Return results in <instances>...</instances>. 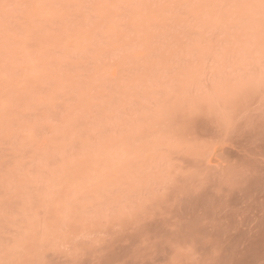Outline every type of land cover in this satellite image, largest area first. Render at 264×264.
Masks as SVG:
<instances>
[{
  "label": "rangeland",
  "instance_id": "1",
  "mask_svg": "<svg viewBox=\"0 0 264 264\" xmlns=\"http://www.w3.org/2000/svg\"><path fill=\"white\" fill-rule=\"evenodd\" d=\"M227 1L0 0V264H111L113 259L111 256L116 253L117 247L127 244H130L127 245L129 248L125 246L126 249H130L129 252L125 251L123 246H119L124 249V253L123 249L120 252L118 249L120 255L117 252L113 257L118 256L121 260L123 256L125 258L130 254L124 259H127L128 264L135 262L138 264L136 259L144 260L146 253H148L146 259L150 263L154 264L156 260L155 264L160 262L172 264V261L175 264L178 263L176 255H180L181 252L176 248L182 252L183 249L184 252H189V254L181 252L180 256L186 255L190 258L188 260L189 258L185 256L183 261L179 256L178 260H182L183 264L184 262L188 264L187 260L190 263L192 255L194 256L192 264L197 263H193L195 259L198 261L197 264H202L206 254L211 250L208 248L212 246H215V252L212 249L209 253L214 258L213 254L217 252L220 244L221 252L218 250L220 253L222 247L225 252L226 249H230L232 253L236 252L235 240L239 234L236 235L234 228L233 233L229 229L239 223L235 222L241 218L239 214L242 212L250 214L245 212V204L239 196L240 193L243 194L244 187L248 186L244 182L246 178L243 181L248 175L242 179L243 174L237 173L241 169L239 163L237 164L238 157L244 155V151L241 152L239 148L240 155L236 156L235 160V157L233 158V164L228 147L238 140V137L236 140L233 137L235 132L240 136L242 130H247L241 125L246 124V117L244 120L240 119L247 116V111L242 109L243 101L248 97L244 92L248 89L245 87L252 88L255 85L256 82H253L254 85L251 86V81H257V78L255 79L256 76L252 78L250 71L248 74L239 70L240 64L243 66L242 70L247 68L250 70V67L254 66L251 62L255 64L257 59L258 62H263L264 53H261L264 52L262 51L264 43L263 45L261 43L264 42L262 34L264 22L262 24L259 16L251 15L256 11H262L264 3L262 0L263 5L257 4L260 8L257 10L255 4L260 2L251 0L256 2L251 4L252 2L249 3L247 0L245 4L249 3L254 7L247 6L248 9L245 10L251 8L249 12H252L256 9L252 14L248 12L253 17L249 18L250 16L246 15L247 11L243 17L242 4L245 5V0H229L228 3L234 5V7L231 5L234 8H230L231 10L227 8L230 6ZM243 18L251 21L245 23ZM254 22L262 26L256 25L259 28L257 29ZM243 23L247 25L244 26ZM250 25L263 37L252 31ZM249 26L250 28H247ZM242 31L244 35L241 34ZM246 31H249L247 35ZM243 36H246V39ZM250 36L251 41L247 38ZM243 40L250 43H244ZM258 40H262L261 43H258ZM242 43L245 45L244 48L241 47ZM251 44H254L253 47L256 49L253 52H257L253 53L254 55L249 51ZM258 44L263 47H259ZM256 45L259 48L255 47ZM247 46L249 54L241 55L240 52L243 53ZM240 47L244 51L239 49ZM227 48H230L229 51L233 54ZM243 54H246V51ZM236 55L241 57L238 56V59ZM250 55L254 57L251 58ZM244 56L251 61L246 60L247 67L243 65ZM241 61L243 64H238ZM225 62L232 65V69L235 68L234 72L229 71L231 76L228 73L230 66H227L228 70L225 69L227 68ZM257 66L251 67L252 74ZM260 67L261 64L259 69L262 68ZM259 69L257 74H260ZM236 70L239 71L237 75L247 73L251 78L240 75L241 79L244 77L249 79L240 81L239 76L234 77ZM262 77L261 80H264V76ZM225 80L231 82L225 83ZM231 84L235 87L232 88ZM257 84L255 88L260 85ZM242 85L245 90L243 93ZM239 88L244 95L241 97L245 98H237L235 101H238L239 105L234 101L235 103L231 104L234 108H231L227 105L228 102L223 100L230 101L229 97L236 93L239 97ZM259 88L255 90V94L260 91ZM214 89L219 92L218 94L216 92L217 96L220 95L221 98L222 95L226 96L222 102L221 99L218 100L220 97L214 94ZM249 90V97H253V89L252 92ZM215 96L218 100L217 106ZM236 96L231 98L236 99ZM225 103L228 106L226 110ZM237 106L241 107L239 110L246 112V115H243ZM215 107L225 119L222 122L226 123L219 124L222 119L219 113L211 114L213 110L215 113ZM228 108L233 114L240 112L235 115L229 112L231 117H235L234 121L239 120L240 123L233 122L234 117L231 118L229 113H226ZM239 116L241 117L238 118ZM212 117L217 118L216 121L211 119ZM228 117L233 124L224 125L228 124L226 120ZM200 120L202 123H199ZM234 123L237 129L232 126ZM211 125L214 133L220 128L217 135L221 130L223 135L220 132L219 137L216 134L217 138L212 137ZM223 125L226 126V131ZM237 125L243 126L242 130L239 128V131ZM224 134L227 135V140ZM224 152L225 154L227 152L226 155H229L227 159H231V162L223 156ZM229 162L233 164L232 167L235 165L233 169ZM226 168L230 170L229 173L232 170L233 175L230 174L232 177H229V174L225 176ZM235 173L239 179L238 184L243 181L240 185L242 189L240 186L236 188ZM223 176L229 180L226 181ZM219 177L223 184L217 181ZM230 178L236 180V183L232 179L230 181ZM231 182H234L235 187ZM244 183L246 185L243 186ZM233 187L238 189L237 192ZM227 188L230 190L226 191ZM231 188L238 195L235 199L236 194L227 193ZM240 189L242 191L239 193ZM228 197L233 198L232 203ZM223 198L225 199L222 200ZM233 200L237 202L234 203ZM227 202L228 210H233L232 213L231 210L230 213L226 210ZM230 203L236 204L237 208L235 205L233 209L232 206L230 208ZM234 210L236 213L239 211L237 215L233 213ZM230 214L237 217L233 218L235 221L230 218ZM228 216L231 225L225 218ZM223 217L229 222H223L224 225L221 223L223 226L219 229ZM220 218L222 221L218 222ZM158 221L161 228H164L163 232L169 230L170 234L166 233L165 236L162 230L160 231ZM153 222L158 226L156 227ZM197 223L203 224L204 228ZM207 223H210L208 225L210 227H206L211 231L205 230ZM150 224L155 231L149 228ZM225 224L233 225L229 226L228 230L225 228L228 236L235 233L229 238L226 237L225 231L223 232L225 235L222 233ZM191 225L193 226L190 227ZM194 227L198 237L196 233L192 234L191 228ZM214 227H217L216 231ZM157 228H159L157 231L161 232L158 236ZM184 231L191 234L187 235V238L194 235L198 239L203 234L207 233L209 236L212 232L210 235L216 236L214 232L217 231L222 233V237H217L219 233L213 237L219 239L216 242L219 244L218 248L215 242L203 246L204 242L210 243L208 242L210 237L208 239L204 235V242L202 238H199V243L197 239L192 238L194 241L189 242L193 245H190L192 243L185 242L188 239L183 234ZM147 232L150 239L146 237ZM171 233L178 239L182 237V241L180 239L178 241ZM161 234L164 235L163 239ZM136 235L139 238L133 237ZM156 236L158 238H155ZM140 237L143 238L142 242ZM246 237L240 236L244 241L237 239L243 242L238 250L241 252L244 249L243 254L239 253L244 258L247 250L246 245L242 244L247 241ZM221 238H224V243L226 239L234 238L231 240L232 245H229L234 248H230L227 241L224 245ZM169 239L176 243H170L172 240ZM156 240L158 242L154 247L158 245L159 249L155 247L152 250L150 244L153 241L152 246ZM182 242L190 245V248L187 250V246ZM194 244L202 249L203 255V252L206 253L203 259V255L199 256L201 253H197L200 249L198 250ZM140 247L147 249V252ZM139 251L143 255L137 254ZM154 252L155 257L152 255ZM173 254L176 258L172 257ZM121 255L123 256L120 258ZM158 255L165 256L166 263L159 262ZM219 255L215 256L214 262L213 260L209 262L212 257L209 259L210 255L207 254L209 261L205 258V263L216 264V257L221 258ZM228 255L226 257L228 260L234 259L230 260L231 264H237L236 260L241 264L243 256L233 258V254L232 257ZM222 256L224 257L223 254ZM108 257L111 263L107 261ZM170 257L175 260L171 261ZM115 259L117 262L113 264H127L124 260ZM131 261L133 262L130 263ZM148 262L144 260L139 264H149ZM219 262L217 264H220ZM227 262L226 260L224 263L228 264Z\"/></svg>",
  "mask_w": 264,
  "mask_h": 264
},
{
  "label": "bare ground",
  "instance_id": "2",
  "mask_svg": "<svg viewBox=\"0 0 264 264\" xmlns=\"http://www.w3.org/2000/svg\"><path fill=\"white\" fill-rule=\"evenodd\" d=\"M230 1H231V0H230ZM230 1L228 0V1H227V4L230 5V3H228V2H230ZM235 1H236V0H235ZM240 1H241V0H240ZM255 1H258V2H260V3H256ZM255 1H254V2H255L256 4H255L254 2H252L251 0H249V3L252 2L251 4L254 3L255 6H256L257 4H261L262 2L264 3V0H263V1H262V0H255ZM261 1H262V2H261ZM247 2H248V1L245 0V1H244V4L247 3ZM231 3H232V2H231ZM249 3H248V5H247V4H245V5L242 4L243 10H244V12L242 11V12H243V17H244V14L246 13L245 11H247V13H246V15H247L248 12H249V10L251 9V8H250L249 10H245V9H248L249 6H251V4L249 5ZM234 4H235V3H234ZM231 5L234 7L233 4H231ZM231 5H230L229 7H227V8H229V10H231L230 8H233V7H231ZM239 5H240V4H239ZM261 5H263V4H261ZM261 5H259V6H261ZM245 6H246V7L248 6V7L246 8ZM263 6H264V5H263ZM251 7H254V5H252ZM235 8H236V7H235ZM255 8H258L257 10L260 9V8L258 7V5H257V7H255ZM233 9H234V8H233ZM240 9H241V5H240ZM252 9H254V8H252ZM229 10H227V11H229ZM241 10H242V9H241ZM261 10H262V11H260V10H259V11H256V9H255V10H252V12H253V11H256V12H254L256 15H254V13H253V15H251V16H256V17L259 16V18H260V20H262V24H263L264 19H262V18H263V10H264V8L261 7ZM232 11H233V10H232ZM239 12H241V11H239ZM239 12H236V13L239 14ZM252 12H249V13L252 14ZM257 12H258V13H261L260 15L262 16V18H261V16H260ZM226 14H227V12H226ZM230 14H232V12H231ZM230 14H229V15H230ZM234 14H235V13H234ZM257 14H258V15H257ZM229 15H228V16H229ZM240 15H241V14H239V16H240ZM246 15H245V16H246ZM228 16H227V18H228ZM233 16H234V15H233ZM233 16H230V17H233ZM248 16H250V15L248 14ZM248 16H247V17H248ZM251 16H250L249 18H253V17H251ZM236 17H237V16L235 15V19H236ZM256 17H254V18H256ZM241 18H242V17H241ZM230 19H231V18H229V20H230ZM243 19H244V18H243ZM245 19H246V18H245ZM245 19H244V20H245ZM233 20H234V19H233ZM244 20H243V21H244ZM246 20H247V19H246ZM246 20H245V21H246ZM252 20H254V19H252ZM257 20H258V18H257ZM230 21L232 22V20H230ZM250 21H251V20L248 19V21H246L245 23H248V22H250ZM227 22H228V20H227ZM227 22H226V23H227ZM235 22H236V21H235ZM235 22H234V24H235ZM237 22H238V20H237ZM255 22H256V19H255ZM255 22H254V24H255L254 26L256 27L257 24H256ZM258 22L260 23L261 21L258 20ZM245 23H243L244 26L247 25V24L245 25ZM227 24H228V23H227ZM231 24H232V23H231ZM252 24H253V22H251V25H252ZM236 25H237V23H236ZM251 25H250V26H251ZM258 25H260V27L262 26L261 24H258ZM258 25H257V26H258ZM263 25H264V24H263ZM215 26H216V25H215ZM250 26L247 27V28H250ZM239 27H240V24H239ZM241 27H242V26H241ZM241 27H240V28H241ZM258 27H259V26H258ZM262 27L264 28V26H262ZM247 28L245 29V27H244L245 30H247ZM252 28H254V27L251 26V29H252ZM256 28H257V27H256ZM214 29H215V28H214ZM226 29H227V28H226ZM231 29H232V28H231ZM234 29H235V28H234ZM241 29H242V28H241ZM257 29H259V28H257ZM261 29H262V28H261ZM214 31H215V30H214ZM229 31H230V30H229ZM249 31H250V29H249ZM249 31H246L245 34H246V33L248 34ZM252 31H255V33H257V35L260 34V33L258 34V32H257L255 29H254V30L252 29ZM263 31H264V30H263ZM263 31H262V32H263ZM234 32H235V31H234ZM243 32H244V31H242V33H241L242 35H244ZM259 32H260V31H259ZM230 33H231V32H230ZM232 33H233V32H232ZM236 33H237V32H236ZM250 33H251V32H250ZM253 33H254V32H253ZM238 34H239V33H238ZM247 34H246V35H247ZM251 34H252V33H251ZM262 34H264V33H262ZM229 35H230V34H229ZM231 35H233V34H231ZM231 35H230V36H231ZM249 35H250V34H249ZM255 35H256V34H255ZM259 36H260V37H263V35H262V36L259 35ZM226 37H227V36H226ZM239 37H240V36H239ZM243 37H244V39H246V36H243ZM251 37H252V36L247 37V38L251 41V39H250ZM257 37H258V36H257ZM257 37H256V38H257ZM254 38H255V37H253V39H254ZM228 39H229V38H228ZM230 39H231V38H230ZM232 39H233V38H232ZM234 39H236V37H235ZM258 39H261V38H258ZM263 39H264V38H263ZM263 39H262V40H263ZM237 40H240V39H237ZM262 40H258V41H259L258 43H261ZM241 41H242V40H241ZM241 41H240V42H241ZM243 41H244V43H246V42H247V43H250V42H248V40H246V41L243 40ZM229 42H230V41H229ZM234 42H235V40H234ZM236 42H237V41H236ZM236 42H235V43H236ZM252 42H254V40H252ZM256 42H257V41H255V43H256ZM227 43H228V42H227ZM244 43H242V45H243ZM263 43H264V42H262L261 45H263ZM233 44H234V43H233ZM256 44H257V43H256ZM226 45H227V44H226ZM230 45H231V44H228V46H230ZM237 45H238V44H237ZM246 45H248V44H246ZM249 45H250V44H249ZM249 45H248V46H249ZM261 45L259 46V44H258V46L262 48L263 46H261ZM231 46H232V45H231ZM233 46H234V45H233ZM244 46H245V45H243V46H241V47L244 48ZM248 46H247V47H248ZM253 46H254V44H251V46H250V49H251V50H249V47H248V48L245 47L246 49H244V50L246 51V54H243V53H245V51L240 47L239 49H241V50L244 51V52L241 53L240 51H238V54H239V52H240L241 55H246V56H247V55L249 54V53L247 54V52H249V51H252L251 55H252L253 53H257V52H253V50L256 51V49H255ZM258 46L256 45L255 47H258ZM238 47H239V46H238ZM251 47H252V48H251ZM259 47H258V48H259ZM253 48H254V49H253ZM258 48H257V49H258ZM261 48H260V51H261ZM263 48H264V47H263ZM235 49H238V48L235 47ZM247 49H248L249 51H247ZM214 50H215V51L217 50V48L215 49V46H214ZM214 50H213V51H214ZM227 50L229 51L230 48H227ZM215 51H214V52H215ZM234 51H235V50H234ZM257 51H259V50H257ZM262 51H264V50L262 49ZM262 51H261V52H262ZM214 52H213V53H214ZM216 52H217V51H216ZM229 52H231V51H229ZM229 52H227V53H229ZM231 53H232V52H231ZM263 53H264V52H262L261 54H263ZM214 54H215V53H214ZM232 54H233V53H232ZM232 54H230V55H232ZM261 54L259 53V55H261ZM215 55H216V54H215ZM228 55H229V54H228ZM234 55H235V54H234ZM251 55H250L249 57L253 58L254 56L252 57ZM253 55H254V54H253ZM255 55H256V54H255ZM226 56H227V55H226ZM236 56H237V55H236ZM238 56L241 57L240 55H238ZM238 56H237V58H238ZM230 57H231V56H230ZM244 57H245V56H244ZM260 57H262V56H260ZM263 57H264V54H263ZM215 58H216V57H215ZM225 58H226V57H225ZM228 58H229V56H228ZM232 58H233V57H232ZM258 58H259V56H258ZM230 59H231V58H230ZM233 59H235V57H234ZM238 59H239V58H238ZM242 59H243V57H242ZM254 59H256V56H255ZM260 59H261V58H260ZM262 59H263V62H264V58H262ZM225 60H226V59H225ZM243 60L245 61V62H244L245 64L242 63ZM243 60H242L241 62H239L238 64L242 63L243 65H245V66L247 67L246 64H247L248 62H246V60H247V61H249V60H248L246 57H245ZM250 60H251V59H250ZM252 60H253V59H252ZM258 60H259V59H257V62H258ZM214 61H216V60H214ZM229 61H230V60H229ZM236 61H237V59H236ZM236 61H234V62L236 63ZM239 61H240V60H239ZM254 61H255V60H254ZM249 62H251V61H249ZM255 62H256V61H255ZM257 62H256L255 64H254V62H251V64H253V65L256 67V66H257L256 64L259 63L258 66H257L258 69H259V65H260V64H261V67H262V68L264 67L262 61H261L262 63H260V62L257 63ZM231 63H232V65L235 66V64H233L232 61H231ZM231 63H229V64H231ZM251 64H249L248 67H250ZM224 65H225L226 67H227V66H230V67H229V68H230L229 70H228V67L225 68V69L228 70V73H229V74H230L229 71L234 72L233 69L235 70V68L232 69V68H231V67H233L232 65H227L226 62H225ZM240 66H241V70H239V71L248 72V74L251 73L250 75H251L252 78H254V77L256 76L255 79L257 78V81H258V82H257V81H251V82H252V85L250 84V83H251L250 81H249L250 83H249V82H248V83H249L251 86L254 85L253 82H256V83L260 84L259 87H260L261 89H260L259 87H257V88L260 89V91H257L258 93L256 92V94H255V90H257V88H255L254 86H256V83H255V85H254L252 88L249 86L250 89H251V90L253 89L252 91L254 92L253 97H251V96L249 97V95H248L249 87L247 86V83H246V86H247V87H245V88H248L246 91L243 90L244 87H243V85H242V93L245 91V92H244V95L246 96V94H247V96H248V97H246V98H245V97H243V98L241 97L242 93H241L240 88H239V92H240L241 94H239V92H238V96H239V97L236 96V95H237L236 91H237V89H238V88H237L236 90H234V93H236V95H234V94L232 95V96H236V99H235V98L232 99V98H231L232 96H231V97H229V98L231 99L230 101H229V99H228V101L224 99V98L226 97L225 95H222L223 97L225 96L224 98H223V97L221 98L220 95L217 96V94L219 93V92H217L218 90L215 91V89H214V91H215L214 94H216V92H217L216 96H217V97H220V98H218V100L221 99V102H222V99H224L223 101L228 102V104L225 103V106H226L225 110L227 109L228 106H231V108H234V107H232L233 105H231V104H232V102H234L235 100H237V98H238V99H239V98H242V99L245 98V100L243 101V102H244V105H243L244 108H242V109H244L245 111H247V116H242V117L239 116L238 118L241 117L240 119H243L244 117H246V118H245V119H247V120L245 121L246 124H242V123H241V125H243V126H245V127L247 128V130H245L246 132H245L244 130L241 129V128H243V126L240 125L241 127H238L239 124L237 125L238 130H239V128H240V130H242L243 132H245V133L242 132V134H241V132H240V134L242 135L243 138L241 137V135L239 136V134L237 135L236 132H235L236 129H237L236 126H235V125H236L235 123H237L239 120H237V122H236V120L234 121L235 117H234V116H232V117L230 116V113H229V112H231V109L228 108L229 110H227L228 112H226V113H227V114L229 113V117H231V118L234 117L232 120H233V122H235V123H234V125H232V126H235V128H236V129H234V132H235V135H236V136L234 135L233 137H235V140H236L237 137H238V140H236V141L233 140L234 142H232V144L228 147V150H229V152H230V155L232 156V161H233V158H234V157H235V158H234V160H235V159H237L236 156L240 155V150H239V148H241V152L244 151V152H243L244 155L241 154L242 157H240L241 155L238 157L239 161H237V164L239 163V167H240L241 169H239L237 173H238V175H239L240 173L243 174V175H242V179H243V176H247V175H248L247 177H244V179H243V181H244L245 178H246V181H244V182H246L248 186H247V187L245 186L246 189H245V187H244L243 194H241L240 191H242V190H241L242 187H241L240 185H241V183H242L243 181H242L241 183L238 184L239 179H238L237 176H236L237 173H235V176H236L237 181L234 180L233 178H230V181H231V179H232V181H234V182L236 181V182H237V183L235 182V183L238 185V186L236 185V188L239 187V186L241 187V189L238 191V192L241 194V195L239 194V196H240V198L242 199V203L245 204V205L243 204V205L245 206V212L247 211V213H250V214H249V215H248V214H245V213L242 212L243 210H241V212H242L243 214H242V213L239 214V216L241 217L240 219H238L239 221H235V220L233 219L235 216L233 217V214H232V215L230 214V215H231L230 218L232 217V219H233L235 222H237V223L239 222V223H238V224L236 223L237 225L234 224V226H235V225H236V226H235V227H232L233 225L230 226L232 223H231V221H230V219H229V216H228V217H225V218H227V220L230 221V225L228 224V225H227L228 227H227V226H226L227 223H226V224H225L226 227L224 226L223 229L227 228V230H228V229H229V226H230V227H232V229H229V231L231 230V232H232V231L234 232V230H236V232H237L236 235L239 234V235H238L239 237L235 235V236H236V240H235V241H236V243H237V250H238L239 247L241 246V243H243V242H240V241L242 240V239L240 238V236H241V235H243L244 237L247 236V237H246V238H247V239H246L247 241L245 240V241H246L245 244H242V245H246V250H247V251H246V250H245V251H246L247 253H245V255L247 254V255H246L247 257L245 256V258H244L243 255L239 254V253H242V252L244 251V249H243L241 252H240V250L237 251L236 249H234V252H235V250H236L235 253L238 252L236 255H234L235 253H232L233 251H229L230 249H228V250L226 249L227 252H225L224 248L222 247V253H220V252H221V251H220L221 249L219 250V248H221V244H220V247L218 248L217 245H219V244L216 243V242L219 241V239H217V238H213L215 235H214V236H213V235H210V234H213V232H212V233H209V236H208V235H206L207 233H206V234H203V233L205 232V231H203L202 234H203L204 236H206L205 238H208V239H209V237H210L209 241H208V239L206 240V241H208V242H210V243H206V242H204L205 239H204V236H203V235H202V237H199V238L204 239V240L202 241V242H204V245H203V246H205V245L207 246L208 244H211V243H214V242H215V243H216V248H218V250H219L220 252L217 250V252L214 253L213 256H214V255H215V256H218L219 253H220L219 256L222 258V257H223L222 254L224 255L223 258H224L225 260H224L223 258H222V260H221V258L216 257V258H217V259H216L217 261L215 262L216 264L219 262L218 260H220V262H219L220 264H221L222 261H223L222 264H223L224 262L226 263V260L229 262V263L227 262L228 264H231L232 261H234V259L232 260V258H231L233 255H234L233 258H234V257L237 258L236 256H238V257L240 256L239 258H241V256H243L244 260H243V258H242V262H241V264H264V85H261V84L264 83V82H262V81H264V80H261V79L263 78L262 76H264V73H263L264 68H263V71H262V70H261L262 68L260 67V68H261V69H259V72H260V74H261V75H260V74H257V73H258V72H257V70H258L257 68H256V70L253 69L254 72H253V74H252L251 71H252V68H253L254 66H251L252 68L250 67V70H249L248 68L242 70V69H243V68H242L243 66H242L241 64H240ZM231 69H232V70H231ZM237 69H240V68H237ZM245 70H246V71H245ZM239 71H238V70L235 71V72H236V73H235L236 75H234V77L239 76V77H240L239 80H240V81H243V79H245V77L248 76V74L246 73V75H242V73H241V74L237 75ZM249 71H250V73H249ZM255 71H256V72H255ZM244 72H243V74H244ZM215 73H216V72H215ZM225 73L227 74V72H225ZM216 74H217V73H216ZM255 74H256V75H255ZM214 75H215V74H214ZM227 75H228V74H227ZM240 75L245 76V77L241 79L242 76H240ZM257 75H258V77H257ZM230 76H231V74H230ZM230 76H229V77H230ZM239 77H238V78H239ZM248 77H249V76H248ZM248 77H247L246 79H248ZM251 77H249V78H251ZM238 78H235V79L238 80ZM235 79H233V80L235 81ZM246 79H245V80H246ZM233 80H232V82H233ZM239 80H238V81H239ZM245 80H244V81H245ZM248 80H249V79H248ZM248 80H247V81H248ZM251 80H254V79H251ZM259 80L261 81V83H260ZM227 82H231V81L229 80V81H227ZM227 82H226V80H225V83H227ZM235 82H236V81H235ZM235 82H234V83H235ZM245 82H246V81H245ZM242 83H243V82H242ZM232 84H233V83H232ZM232 84H231V85H232ZM236 84H237V82H236ZM236 84H235V85H236ZM243 84H245V83H243ZM258 84H257V85H258ZM233 85H234V84H233ZM233 85L231 86L232 88L235 87V86L233 87ZM226 86H227V85H226ZM237 86H238V85H237ZM262 86H263V88H262ZM215 87H216V86H215ZM240 87H241V86H240ZM227 88H228V86H227ZM254 88H255V89H254ZM227 90H230V89H227ZM231 90H233V89H231ZM251 90H249V92H250ZM252 91H251V92H252ZM225 92H227V91H225ZM227 93H229V91H228ZM223 94H224V93H223ZM229 94L231 95L232 92L229 93ZM249 94H250V93H249ZM244 95H242V96H244ZM251 95H252V93H251ZM216 96H215V99H216V100H215V105L217 106V103H218L217 101H218V100H217V97H216ZM227 96H228V95H227ZM227 98H228V97H227ZM212 99H214V96L212 97ZM242 99H241V100H242ZM232 100H233V101H232ZM212 101L214 102V100H212ZM219 101H220V100H219ZM213 102H212V105H213ZM221 102H219V104H220ZM230 102H231V103H230ZM235 102L237 103L238 101H235ZM235 102H234V103H235ZM229 103H230V105H229ZM234 103H233V104H234ZM226 104H227L228 106H227ZM223 105H224V103H223ZM237 105H239V104L237 103ZM225 106H224V107H225ZM234 106H236V104H234ZM241 106H242V105H241ZM220 107H221V105H220ZM220 107H219V108H220ZM224 107H222V108H224ZM237 107H238V106H237ZM210 108H211V106H210ZM213 108H214V106H213ZM222 108H221V109H222ZM239 108H241V107H238V110H239ZM215 109H216V111H215V113H214V110H213V113H211L212 115H213V114L215 115V114L219 113V110L217 111V107H215ZM232 110H235V109H232ZM236 110H237V109H236ZM211 111H212V108H211L210 112H211ZM239 111H242V112H243V110H239ZM220 112H221V110H220ZM223 112L225 113L224 110H223ZM232 112H233V111H232ZM232 112H231V114H233ZM236 112H237V111H236ZM200 113H201V112H200ZM243 113H244L243 115H246V114H245L246 112H243ZM209 114H210V113H209ZM227 114H223V116H224V115H227ZM235 114H240V112H239V113H235V112H234L233 115H235ZM219 115H220V117L222 118V116H221L220 113H219ZM241 115H242V114H241ZM198 116H200V115H198ZM208 116H209V115H208ZM216 116L218 117V115H216ZM216 116H215V117H216ZM227 116H228V115H227ZM237 116H238V115H237ZM209 117H211V115H210ZM220 117H219V118H220ZM225 117H226V116H225ZM229 117H228L229 121H228V119H226L228 124H224V125H229V123H230V125H231L232 122H231V118H229ZM221 118H220V119H221ZM211 119H213V120L216 121L217 118L214 119V118L212 117ZM223 119H224V118L221 119V123H219L220 125L223 124V123H226L225 121L222 122ZM207 120H208V119H207ZM209 120H210V119H209ZM213 120H212V121H213ZM224 120H225V119H224ZM243 120H244V119H243ZM200 121H201V120H200ZM218 121H219V120H218ZM207 122H208V121H207ZM199 123H202V121L199 122ZM216 123H218V122H216ZM238 123H240V121H239ZM209 124H213V123H210V122H209ZM209 124H208V125H209ZM232 124H233V123H232ZM214 125L216 126L215 123H214ZM224 125H223V126H224ZM201 126H202V125H201ZM205 126H207L206 123H205ZM205 126H204V128H205ZM210 127H211V129H210L209 127H206L207 129L209 128L210 130H212V132L210 131V135H211V133H213V135H215V134L217 135V134H218L217 132H218V130H219L220 128L217 130L216 133H214L215 131H214V129H212L213 126L211 125ZM218 127H219V126H218ZM225 127H226V126H224V128H225ZM229 127H230V126H229ZM214 128H215V127H214ZM222 128H223V127H222ZM227 128H228V126H227ZM200 129H201V127H200ZM207 129H205V131H206ZM231 129L233 130V128H231ZM244 129H245V128H244ZM240 130H239V131H240ZM213 131H214V132H213ZM221 131H222V130H221ZM221 131H220V132H221ZM225 131H226V128H225ZM227 131H231V130H230V129H229V130L227 129ZM239 131H237V132L239 133ZM220 132H219V135H220ZM206 133H207V132H206ZM225 133H226V132H225ZM227 133H229V132H227ZM221 134L223 135L222 132H221ZM230 134H231V133H230ZM244 134H245V135H244ZM208 135H209V134H208ZM213 135H211V136H212V137H216V135H215V136H213ZM219 135H217V137H219ZM211 136H210V137H211ZM224 136H225V137H224ZM224 136H223V137L226 138L227 135L224 134ZM228 136H229V134H228ZM217 137H216V138H217ZM220 137H221V136H220ZM231 137H232V135H231ZM216 138H214V140H215ZM228 138H229V137H228ZM221 139H222V138H221ZM221 139H219V141H220ZM214 140H212V141H214ZM226 140H227V138H226ZM214 142H215V141H214ZM229 142H231V140H229ZM220 144H221V143H220ZM239 146H240V147H239ZM225 150H226V149H225ZM238 150H239V151H238ZM221 154H222V153H221ZM224 154H225V152H224ZM224 154H223V156H225V158L227 159V156L229 157V155H226L227 152H226L225 155H224ZM220 156H221V155H220ZM223 156H222V158H223ZM231 156H230V158H231ZM216 159H217V158H216ZM218 159H219V158H218ZM218 159H217V160H218ZM220 159H221V158H220ZM227 160H229V161L231 162V159H227ZM223 161H225V159H223ZM230 162H229V163H230ZM232 163L234 164V161H233ZM232 163H230L231 169H233V167L235 166V165H234V166L232 167V165H233ZM226 164H227V163H226ZM231 164H232V165H231ZM221 165H222V164H221ZM222 167H223V166H222ZM226 167H228V166H226ZM224 168H225V167H224ZM224 168H223V169H224ZM229 168H230V167H229ZM236 168H238L237 165H236ZM236 168H234V169H236ZM215 169H216V167H215ZM215 169H214V170H215ZM219 169H220V168H219ZM223 169H222V170H223ZM216 170H217V169H216ZM226 170H227V168L224 170V174H225V176H227V174H229L228 176H229V177H232V176L230 175L231 173H232V175H233L232 170H231L230 173H229V171H230L229 169L227 170L228 172H227ZM218 171H219V170H218ZM218 171H216V172L218 173ZM236 171H237V169H236ZM222 172H223V171H222ZM225 172H226V173H225ZM234 172H235V171H234ZM224 174H223V175H224ZM220 175H221V174H220ZM221 176H222V175H221ZM225 176H223V177H225ZM229 177H228V178H229ZM233 177H234V176H233ZM238 177H239V176H238ZM240 178H241V177H240ZM219 179H220V177L218 178L217 181H220V183L223 184V180H219ZM223 179H224V178H223ZM225 180L228 181L229 179L227 180V178L225 177ZM240 181H241V179H240ZM234 182H231L232 185L234 184ZM227 183H228V182H227ZM227 183H226V184H227ZM224 184H225V182H224ZM228 185L230 186V183H228ZM244 185H246V184L244 183L243 186H244ZM224 186H225V185H224ZM233 186L235 187V184H234ZM234 187H233V188H234ZM228 189L230 190V188H227V189H225V190L228 191ZM234 189H235V188H234ZM232 190H233V189L231 188V191H229V192H227V193H230V195L233 194L234 191H232ZM237 190H238V189H237ZM237 190L235 189L236 192H237ZM234 194H236V195H234V199H235V197L237 198L238 195H237V193H234ZM225 195H226V194H225ZM228 195H229V194H228ZM230 195H229V196H230ZM232 196H233V195H232ZM222 197H225V196H222ZM228 198H229L230 202L232 203V199H233V198H232V197H228ZM231 198H232V199H231ZM224 199H225V198H223L222 200H224ZM227 200H228V199H227ZM233 201H234V200H233ZM237 201H239V200L237 199ZM237 201H236V202H237ZM228 202H229V201H228ZM228 202H227V203H228ZM236 202L234 201V203H236ZM240 202H241V200H240ZM231 203H230V206H229L230 208H231V206H232V209H233V206H234V205H235V208H237V205H236V204L233 203L234 205H231ZM242 203H241V205H242ZM238 204H239V202H238ZM228 205H229V203L227 204V208H226V210H228ZM243 205H242V206H243ZM239 206H240V205H238V207H239ZM242 206H241V207H242ZM243 208H244V207H243ZM243 208H241V209H243ZM229 210H231V209H229ZM229 210H228V212H229ZM237 210H238V209H237ZM239 210H240V208H239ZM232 211H233V210H231L230 212L232 213ZM234 211H235V212H233V213H234L235 215H237V213L239 212V211H238V212L236 213V210H234ZM228 212H227V213H228ZM230 212H229V213H230ZM229 213H228V214H229ZM224 214H226V213H224ZM228 214H227V215H228ZM227 215H223V216H227ZM225 218H224V217L222 218L223 221H222L221 218L218 220V222H220V220L222 221V222L219 223L220 226H218V228H219V227L221 228V227L224 225L223 222H226V221H227V220L225 221ZM235 218H237V217H235ZM232 219H231V220H232ZM229 221H227V222H229ZM155 222H157V221H155ZM158 222H159V221H158ZM193 222H195V221H193ZM218 222H217V223H218ZM200 223H201V222H200ZM217 223H216V224H217ZM221 223H223L222 226H221ZM233 223H234V222H233ZM153 224H154V222H153ZM158 224L160 225V231L162 230V233H164L165 236H166V233L168 234L169 232H171V231H169V230H166V233L163 232L164 228H163V227L161 228V223L159 222ZM158 224H156V225L154 224V225L157 227ZM197 224H198V226L201 225V224H199V223H197ZM150 225H151V224H150ZM193 225H194V224H193ZM193 225H191L190 227H192ZM208 225H210V223H207V225H205V230H208V228L210 227V226H208ZM155 226H154V227H155ZM194 226H195V225H194ZM201 226L204 228V225H203V224H202ZM206 226H208V228H207ZM149 228L154 229V228H153V225L149 226ZM149 228H147V229L149 230ZM220 228H219V229H220ZM233 228H234V230H233ZM147 229H146V230H147ZM191 229H192V234H195V233H196L195 235H197L196 237H198V232H195V230H196L195 227H194V228H191ZM191 229H190V230H191ZM193 229H194V233H193ZM199 229L202 231V228H201V227H200ZM216 229H217V227H214V231H216ZM223 229H221V231H222ZM146 230H145V232H146ZM157 230H159V228L156 229V232H159V231H157ZM203 230H204V229H203ZM209 230H210V229H209ZM209 230H208V231H209ZM212 230H213V229H212ZM227 230L225 229V230L222 231V233L225 231L226 237L228 236ZM151 231H153V230H151ZM154 231H155V229H154ZM182 231H183V230H182ZM185 231H186V228H185ZM185 231H184L183 234H185V237L187 238V235H191V234L189 233V231L186 232V233H187V234H186ZM198 231H199V230H198ZM208 231H207V232H208ZM210 231H211V230H210ZM219 231H220V230H219ZM219 231H217V233L214 232V233L216 234V236H217V234L219 233ZM221 231H220V232H221ZM148 232H150V231H148ZM148 232H147L146 237H148ZM156 232H155V233H156ZM233 232H232V233H233ZM150 233H151V232H150ZM153 233H154V232H152V234H153ZM160 233H161V232H159V233L156 234V235L158 236V235H160ZM173 233H174V232H173ZM180 233H182V232L180 231ZM199 233H200V231H199ZM222 233H221V234H222ZM143 234H145L144 231H143ZM143 234H142V236H143ZM169 234H170V233H169ZM171 234H172V233H171ZM174 234H175V233H174ZM174 234H172V235H174ZM176 234H177V233H176ZM219 234H220V233H219ZM221 234H220L219 236H217V237H222ZM223 234H224V233H223ZM225 234H224V235H225ZM230 234H231V233H230ZM234 234H235V233H234ZM234 234H232V235H234ZM134 235H135V234H134ZM140 235H141V234H140ZM140 235H139V236H140ZM150 235H151V234H150ZM161 235L163 236V237L161 236V238L163 239V238H164V235H163V234H161ZM172 235H170V236H171V237H174V236L176 237V235H174V236H172ZM232 235H231V236H232ZM142 236H141V237H142ZM144 236H145V235H144ZM151 236H152V235H151ZM154 236H155V235H154ZM157 236H156L155 238H158ZM181 236H183V235L181 234ZM199 236H200V234H199ZM216 236H215V237H216ZM231 236L229 235L227 238H229V237H231ZM235 236H234V238H235ZM133 237H135V239H136V237H138V236L136 235V236H133ZM141 237H140V239H141V242H142V239H143V238H141ZM149 237H150V236H149ZM149 237H148V239H150ZM159 237H160V236H159ZM175 237H174V238H175ZM179 237H180V236H179ZM188 237H189V236H188ZM196 237H194V235H192V237L187 238L188 241H185V242H189V240H190V241L193 240L192 238H194V240H195V239H197ZM223 237H224V236H223ZM125 238H126V237H125ZM125 238H123V239H125ZM138 238H139V237H138ZM153 238H154V237H153ZM155 238H154V240H155ZM165 238H166V237H165ZM181 238H182V237H181ZM181 238H179V239L182 241ZM186 238H185V240H186ZM199 238L197 239V240H198V241H197L198 243H199ZM234 238H233V239L230 238V239L233 241ZM238 238L241 239V240H238L240 243L237 241ZM127 239H128V238H127ZM133 239H134V238H133ZM135 239H134V240H135ZM144 239H145V241H147L146 238H144ZM151 239H152V237H151ZM176 239H178V238L176 237ZM179 239H178V241H179ZM183 239H184V238H183ZM211 239H212V240H211ZM221 239H222V238H221ZM221 239H220V240H221ZM223 239H224V238H223ZM223 239H222V240H223ZM244 239H245V238H244ZM125 240H126V239H125ZM130 240H131V238L129 239V242H130ZM134 240H133V241H134ZM154 240H153V241H154ZM169 240H170V241L172 240L170 243L173 242V239H169ZM194 240H193V241H194ZM213 240H214V241H213ZM215 240H216V241H215ZM231 240H227V239H226V241H227L228 243H227L226 241H225V243H227L228 246H229V245H232V241H231ZM120 241H121V240H120ZM122 241H123V240H122ZM133 241H132V242H133ZM137 241H139V240L137 239L136 242H137ZM150 241H151V240H150ZM150 241H149V242H150ZM153 241H152V242H153ZM178 241H177V242H178ZM183 241H184V240H183ZM230 241H231V243H230ZM242 241H244V240H242ZM117 242H118V241H117ZM129 242H128V243H129ZM152 242H151V244H152ZM157 242H158V241L156 240V242H154L152 246H151V244H150V248L152 247V250H153V248H155V247L159 249L158 245H157V246L155 245V247H154V244H155V243L157 244ZM163 242H165V243H169V242H166V241H163ZM185 242H182V243L185 244ZM200 242H201V241H200ZM202 242H201V243H202ZM248 242H249V243H248ZM124 243H127V242H124ZM134 243H135V241H134ZM137 243H138V242H137ZM139 243H140V242H139ZM173 243H174V242H173ZM175 243H176V242H175ZM175 243H174V244H175ZM189 243H192V242H189ZM215 243H214V244H215ZM220 243H221V241H220ZM223 243H224V240H223ZM225 243H224V245H225ZM229 243H230V244H229ZM233 243H235V242H233ZM119 244H120V243H119ZM140 244H141V243H140ZM163 244H164V243H163ZM183 244H182V245H183ZM214 244H212V245H214ZM227 244H226V245H227ZM114 245H115V244H114ZM127 245L130 246V244H127ZM127 245H125V246L127 247ZM166 245H168V244H166ZM171 245H172V244H171ZM179 245H180V244H179ZM179 245H177V246L179 247ZM185 245H186V244H185ZM188 245H189V244H188ZM190 245H193V243L190 244ZM190 245H189V246H190ZM194 245H196V244H194ZM233 245H234V244H233ZM235 245H236V244H235ZM238 245H239V246H238ZM119 246H121V245H119ZM119 246L117 247L119 250H118V249L115 250V248L113 249V250H115L116 253H117L118 251L120 252V250L122 251V249H123V248H120ZM122 246H123V245H122ZM122 246H121V247H122ZM125 246H123V247L125 248V251L127 250V251L129 252L130 249H126ZM134 246L136 247V244H135ZM137 246H138V245H137ZM139 246H140V245H139ZM169 246H170V245H169ZM174 246H175V245H174ZM177 246H176V247H177ZM186 246H187V245H186ZM189 246H187L186 249H187V248H190ZM198 246H200V244H199ZM115 247H116V245H115ZM145 247H146V246H145ZM147 247H148V245H147ZM160 247H161V246H160ZM166 247H167V246H166ZM181 247H182V246L180 245V249H182ZM191 247H192V246H191ZM214 247H215V246H214ZM214 247L212 246V248L209 247L208 249H209V250H210V249H211V250H212V249L214 250V249H215ZM229 247H230V246H229ZM229 247H228V248H229ZM232 247H233V246H232ZM232 247H230V248H232ZM243 247H244V246H243ZM127 248H129V247H127ZM148 248H149V247H148ZM162 248H164V247H162ZM162 248H161V250H163ZM167 248H168V247H167ZM173 248H175V247H173ZM183 248H184V245H183ZM196 248H197V245H196ZM233 248H234V247H233ZM140 249H143V247H142V248L140 247ZM176 249H177L178 252H179V251L182 252V250H179L178 248H176ZM191 249H192V248H191ZM193 249L195 250V248H193ZM193 249H192V250H193ZM197 249H198V250L200 249L197 253H199V252L201 253V250H202V249L199 248V247H198ZM206 249H207V248H206ZM241 249H242V248H241ZM113 250H112V252H114ZM117 250H118V251H117ZM135 250H136V249H135ZM143 250H145V253L147 252V251H146L147 249H143ZM150 250H151V249H150ZM152 250H151V252H153ZM154 250H155V249H154ZM170 250H171V249H170ZM187 250H188V249H187ZM192 250H191V252H192ZM211 250H210L209 252H212ZM223 250H224V253H226V254H227V253L229 254L230 252L233 254V255L230 254V255H231V257H230L231 259L229 258L230 260H232L231 263H230V260H228V258H226L228 254H227V255L224 254V253H223ZM231 250H232V249H231ZM155 251L158 252V250H155ZM163 251H164V250H163ZM163 251H162V253H163ZM177 251L174 250V252H177ZM203 251H205V250L203 249ZM207 251H208V250H207ZM119 252H118V254L120 255ZM149 252H150V251H149ZM181 252H179L180 255H181ZM186 252H187V251L184 252V249H183V252H182V253H186ZM195 252H196V251H195ZM195 252H194V255H195ZM209 252H208L207 254L210 255V256H209V259H210V257H212V256H211L212 254H210ZM214 252H215V250H214ZM116 253L113 254V256H115ZM123 253H124V249H123ZM123 253H122V254H123ZM125 253H127V252H125ZM138 253L141 254L142 252L139 251V252H137V254H138ZM158 253H160V252H158ZM162 253H161V254H162ZM164 253H167V252H164ZM170 253H171V252H170ZM187 253L189 254V252H187ZM203 253H204V255L206 254L205 252H203ZM217 253H218V255H216ZM118 254H117V255H118ZM127 254H128V253H127ZM135 254H136V253H135ZM147 254H148V253H146V255H147ZM150 254H151V253H150ZM153 254L155 255V252L152 253V255H153ZM156 254H157V253H156ZM161 254H160V255H161ZM168 254H169V252H168ZM168 254H167L166 256H168ZM171 254H172V253H171ZM175 254H177V253H175ZM175 254H173L172 257H173V258H176V256H178V259H180V258H179L180 255L177 254V255L175 256ZM188 254H187V255H188ZM192 254H193V253H192ZM192 254H191V255H192ZM207 254H206L205 258L208 260V258H207V257H208ZM242 254H243V253H242ZM124 255H125V254H124ZM128 255H130V254H128ZM128 255H127V257H128ZM141 255H143V254H141ZM146 255L144 256V258H145L144 260H145V261L147 260V262H148V259H146V257H147ZM152 255H151V256H152ZM154 255H153V256H154ZM160 255H158V258H160V259H158V258H157V259L159 260V262H160V261H163V262H164L166 257L163 256V255H162L163 257H159ZM182 255H185V254H182ZM191 255H190V257H191ZM197 255H198V254H197ZM197 255H196V256H197ZM202 255H203V254L201 253V255H199V256H202ZM204 255L202 256V259H203ZM225 255H226V256H225ZM230 255H228V256H230ZM113 256H111V258H113V259L118 258V260H119V257H118V256H117V257H113ZM122 256H123V255H121L120 258H121ZM139 256H140V255H139ZM148 256H149V255H148ZM169 256H170V255H169ZM185 256H186V255H185ZM185 256H183V257L185 258ZM199 256H198V258H200ZM215 256H214V258L212 257V258L210 259V261H209V260H208V261L211 262V260H213V262H214V261H215V260H214V259H215ZM127 257H125V258H127ZM129 257H130V256H129ZM154 257H155V256H154ZM180 257H182V256H180ZM183 257H182V260L185 261V259H183ZM186 257H188V256H186ZM192 257H193V258H192ZM192 257H191V258H192L191 262H192L193 259H194V256H193V255H192ZM109 258H110V257H108V259H109ZM125 258H124V256H123V257L121 258V260H124ZM131 258H132V257H131ZM141 258H143V257L141 256ZM141 258H140V259H141ZM147 258H148V257H147ZM150 258L152 259V257H150ZM188 258H189V257H188ZM188 258H187V259H188ZM205 258H204V262L201 260V261H202V264H208V263H209V262H208V263H205V261H206ZM218 258H219V259H218ZM239 258H238V259H239ZM113 259H111V260H112V263L110 262V259L107 260V261L110 262L111 264L117 262V259H115V260H113ZM132 259H135V258H132ZM132 259H131V260H132ZM153 259H154V258H153ZM153 259H152V260H153ZM178 259H177V262L180 263V264H183V262H181L182 260L179 261ZM200 259H201V258H200ZM200 259H199V260H200ZM121 260H119V261H121ZM126 260H127V259H126ZM126 260H124V261H126ZM137 260H138V261H137ZM144 260L142 259L141 261H139V259H136V261L138 262V264H139V262H142V263H143ZM149 260H150V259H149ZM152 260H151V261H152ZM170 260L172 261V260H175V259H171V257H170ZM170 260H167V259H166L167 262H170ZM188 260H190V258H189ZM188 260H187V263L190 264L191 262L189 263ZM195 260H196V259H195ZM195 260H194L193 263H196V262L198 263V261H197V260L195 261ZM107 261L105 260L106 263H107ZM129 261H130V259H129ZM238 261H239V260H236L235 262H237V264H238V263H239ZM240 261H241V260H240ZM132 262H133V261H131L130 263H132ZM155 262H156V260L154 261V264H155ZM163 262H162V263H163ZM126 263H127V261H126ZM135 263H136V262H135ZM135 263H133V264H135ZM148 263H149V264H153V262L150 263V261H149ZM164 263H166V262H164ZM178 263H175V264H178ZM197 263H196V264H197ZM199 263H200V261H199ZM225 263H224V264H225ZM127 264H128V263H127ZM144 264H146V263H144ZM159 264H161V262H160ZM168 264H171V262L168 263ZM172 264H173V261H172ZM184 264H186V263L184 262ZM191 264H192V263H191ZM210 264H211V263H210ZM212 264H214V263H212ZM233 264H235V263H233ZM239 264H240V263H239Z\"/></svg>",
  "mask_w": 264,
  "mask_h": 264
}]
</instances>
